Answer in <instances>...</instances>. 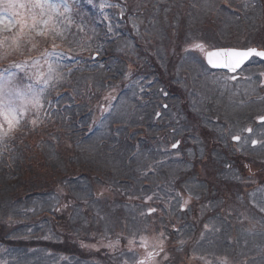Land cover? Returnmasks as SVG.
<instances>
[{"label": "trees", "instance_id": "16d2710c", "mask_svg": "<svg viewBox=\"0 0 264 264\" xmlns=\"http://www.w3.org/2000/svg\"><path fill=\"white\" fill-rule=\"evenodd\" d=\"M253 2L257 4L254 5ZM121 3L120 10L111 16L112 14L108 15L107 12L103 14V9H99L98 12L97 1L94 4L87 0H80L79 3L74 1L70 3L68 10L70 13L60 11L49 25L50 29L55 26L60 31V36L50 31L47 38H36L38 40L36 49L28 51L31 44L22 43L23 54L12 52L11 47H8V57L6 59L0 57V68H4L40 56L38 53L44 50L51 52L52 45L55 44L56 52L62 51L67 56L78 59L70 61L57 58L61 60L56 63V60L52 59L53 65H64L63 71H66L68 76L63 81L72 83L66 87L67 92L59 94L60 98L67 100L73 96L78 101L75 104L70 103L73 100L70 102L63 100V103H59L57 98L54 99L50 95L53 94V85L50 90L43 93L45 94L44 108L41 109L43 118L51 121L60 111H65L64 116L67 119L73 117L75 113H77L75 117H78L79 110L76 107L82 102L91 104L97 89L106 91L108 80L112 82L122 80L123 75L128 73L129 66L132 67L129 73L136 78L137 75L149 71L151 65L156 64L154 59L163 60L170 57L174 62L171 54L172 45L180 46L181 42L189 38L199 37L206 43H214L211 45L214 47H234L245 38L264 48V0H122ZM83 14L86 15L82 16ZM230 23L244 24L249 28L243 31L219 28L227 27ZM86 53L88 54L84 56ZM94 54H97V59L92 60ZM93 64H101V67L98 70ZM107 66L113 71L107 69ZM83 90H87L88 94L86 92L81 94ZM198 90L201 91L200 84L195 86V91L191 94L198 97ZM194 99L196 98L191 96L192 103H196ZM180 102L187 104L186 97L181 96L177 103ZM121 103L137 104L135 97L127 98ZM79 133L81 132L75 131L72 134V143L77 146L76 149L64 145L65 142L61 145L50 142L47 134L38 142H33L27 138V126L22 122L18 130L3 142L0 147V187L7 185L12 187L0 189L6 196L4 201L8 200L11 204L9 209L0 206V260L7 259V264L11 262L25 264L27 259L28 264H81L97 258L99 253L92 250L94 254L82 256L79 241H82L81 245L83 242H92L96 247L97 240L91 238L92 233H97V239H102L108 234L114 237L121 236L124 230L123 211L116 204L124 200V195L132 193L123 189L115 193L114 197H106L101 201L93 197L92 190L94 182L98 181H101V185L114 188L113 182L106 178L120 177L110 172L118 174L119 168H123L128 158L125 154L128 148L124 146L121 148L120 145L109 149L111 142H105L101 145L106 149V153L109 154V151L113 155L120 153L119 162L108 156L99 160H95V157L91 160L77 157V164L73 165V161L66 160V154L68 151L77 150V153L81 151L83 142L79 141L81 144H77ZM60 134L65 135L63 127ZM104 135L107 136V133ZM18 142H23V145H19ZM158 144L160 148L166 146L160 143L141 145L142 166L144 161L149 159L147 157L149 151ZM123 145L128 146L125 143ZM143 145H148V154L145 153ZM61 147H64L65 152ZM87 161H92L94 166L89 168L85 164ZM86 173L88 175L91 173L92 176H86ZM75 176L83 178V182L80 180L77 183L78 178ZM8 178H12L13 181L8 182ZM162 180L167 178L159 176L152 180L148 176L144 184L150 182L149 184L153 186ZM57 186L60 187L59 192L56 190ZM76 194L82 197L77 205L73 207L68 205V212L63 211L61 215L54 213L56 205L64 196L72 199ZM139 194L145 195L146 192L144 190ZM33 200L37 201L33 204ZM91 207L94 210L92 218L88 209ZM68 217L71 223L67 222ZM107 218L110 223H107ZM114 219L117 224L113 222ZM80 223L87 224L85 233ZM13 225L23 227L22 236L19 237L17 231L9 229ZM105 252L106 255L99 254L100 262L113 264L112 259H115L116 254Z\"/></svg>", "mask_w": 264, "mask_h": 264}, {"label": "flooded vegetation", "instance_id": "af4514ba", "mask_svg": "<svg viewBox=\"0 0 264 264\" xmlns=\"http://www.w3.org/2000/svg\"><path fill=\"white\" fill-rule=\"evenodd\" d=\"M195 43L172 45L171 54L176 63L171 72L162 69L161 74L141 75L148 80L144 84L148 89L142 92L143 97L150 95L152 98L146 102L151 103L130 108L138 109L135 117L142 116L138 122L146 132L150 131L151 141L167 146L166 153L160 154L166 159L164 161L182 160L198 151L201 166L199 170L186 169L183 183L172 184V176L175 178L178 171H183L177 169L169 175L168 184L129 186L134 192H150L146 199L150 204L142 210L137 207L141 202L133 203L122 236L113 238L109 235L104 240H130L132 236L142 235L151 222L153 225L149 230L166 241L167 248L162 247L161 252L163 245L152 246L149 250L142 245L140 250L144 255L141 259L153 252L149 264H195L186 258L188 249H174V239L178 238L179 231L183 232L182 239L187 241L185 246L198 244L204 253L202 256L210 253L226 259L227 264L230 260L237 264H264V123L231 122L226 120L227 111L219 105L191 103V96L197 98L192 91L197 83L203 84L207 75L222 76L224 81L230 78L222 71L207 69L203 59L209 48L203 44L205 51L202 52L192 47ZM258 60L252 57L250 64ZM190 65L202 69L196 71ZM181 96L186 97L187 104L174 103L179 102ZM261 96L264 97V92ZM246 128H252V133L245 132ZM236 134L242 137L239 143L232 140ZM252 139L260 143L253 147ZM177 142L178 146L173 148ZM131 172L141 180L140 170ZM135 199L139 201V196L135 195ZM185 201L188 202L186 205ZM149 209H155L151 214L158 216L140 217L144 213L151 215ZM140 230L142 232L137 233ZM110 249L111 244H108L107 250ZM134 251L138 249H132L131 254ZM216 264L222 263L216 261Z\"/></svg>", "mask_w": 264, "mask_h": 264}, {"label": "rangeland", "instance_id": "374dc122", "mask_svg": "<svg viewBox=\"0 0 264 264\" xmlns=\"http://www.w3.org/2000/svg\"><path fill=\"white\" fill-rule=\"evenodd\" d=\"M74 1L76 3H79L80 0H52L53 3L59 4V8L57 9L56 12L52 13V16L55 17L56 14H58L60 11L70 13L68 11L70 9V3H73ZM87 1L90 4L91 3L94 4L97 1L98 12H100L99 9H103V14L105 12H107L108 15L112 14L111 16L115 15L117 10L119 11L121 6H122V3H121L122 0H87ZM253 4L255 5L257 3L253 2ZM84 15H86V14H83L82 16H84ZM255 26H257V24H255ZM245 27H248V26L244 25V24L243 25H234V24L230 23V25H228L227 27H224V28L219 27V28L220 29L227 28V30H231V31L232 30H242L243 31V29ZM47 37L48 36H46L45 38H47ZM9 44L11 45V40H9L7 42V45H9ZM207 44L210 46L214 45V43H212V44L207 43ZM8 47L9 46H5L4 48H0V57H3L4 59H6L8 57V52H9V50L7 49ZM45 51L46 50H44L41 53H38V54H40V56L32 58V59H38L39 60L38 65H32L29 62L27 65H25V68L22 71L17 70V69H12V71L14 73H16V77L13 80V84L11 86L19 87L21 90H26V86L28 84H31L33 86V88L37 91L40 88H45V86L43 84V79H40V81L37 82L38 73H44L45 78L48 74V63L45 61V59L42 56V54ZM58 53H63V55L51 58L54 61L56 60L55 63L60 62V60L63 58H65V60H70V61L78 60V59H74L72 57L67 56V54H65L62 51H58ZM87 54L88 53H86L84 56H86ZM57 58H61V59H57ZM24 61H26V60H24ZM23 62H20V63H23ZM11 65H9L8 67L0 68V71H3L4 69L9 68ZM66 65H67V63H66ZM95 66L99 70V68L101 67V64H98ZM53 67L55 68V72L52 74L53 79L49 81L48 87H46L44 89V92H45V90H50V88L54 85V88L52 89L53 94H50L52 98H54V99L57 98L59 103H63V100L68 101V102L73 100V102H70V103L75 104L78 101V99L74 98L73 96L71 99L68 98L66 100L65 98H60L61 95H59L62 92L63 93L67 92L66 87L69 86L70 84H72V83H65L63 81L65 79V77L68 76V73L66 71H63L64 65H62V66L53 65ZM190 67L196 71L199 69L197 67V65L196 66L190 65ZM57 70H58V72H57ZM131 70H132V67L129 66L127 69L128 73L126 74L124 81L121 80L120 82L114 84L110 90L106 89V91L104 92V91H100L97 89L95 97L91 100L92 101L91 104H87V103H83V102L80 103L78 106L79 117L77 120H74V118H73V120L65 118V116H64L65 111H60V113H59L60 115L59 114L56 115V118L51 119V121H49V119L43 118V116L41 115V110L37 113L36 109L32 108L31 105H28L27 114L21 120V123L22 122L26 123V126H27V135L26 136H27V138L32 139L31 141H33V142H38L39 139L44 138L45 137L44 135L47 134V135H49V138H47V139H51L50 142H53L54 144L56 143V145L57 144L61 145L62 143L65 142L64 145L71 146L72 149L73 148L76 149L77 146L73 145V143H72V141H73L72 134H74V132L76 131V128L82 127L83 131H85V132H90L93 129L97 128L96 133H94L93 135H90L88 137L87 141L82 143V145H81L82 149L80 152L77 153V150L75 152H69L68 151V153L66 154V156H67L66 160L68 162L73 161V165H76L77 164V162H76L77 157H85L87 160H91L95 157L96 158L95 160H97V159L99 160V159H104L105 157L108 156V157H112L114 160L119 162L120 153L117 155H113L109 151V154H108V153H106V151L102 147H98V143L96 142L101 137V135L104 133V131H102L100 129V127L103 125V123L108 121L106 119L105 121H103V123H101L102 125L99 126V119H100V117L103 116V113H104V112L99 111V110L101 108H103V106L108 105L109 97L112 94L118 93V91L121 88L124 89L125 87H127V85H130V86L134 85L133 80H131L130 83H128V81H127V80H129L128 78L131 76V74L129 73ZM242 71L243 72L240 74L241 78L235 84H233L232 87H230L229 90H227V92L224 90V86H222L223 82L220 81L219 79H215V80H210L209 78L205 79L209 82L205 83V80H204L206 87H204L203 100L206 102H209V100H211L212 104L219 105L222 107V109L224 108L225 111H227L226 120H228V121L240 122V121H248L250 119V121L253 120V122H254L256 120V118L264 116V100L262 99V97H260V94H262V92H264V86L261 85V81H262V79H264V75H261L262 73H264V63H258V64L253 63L249 67H247L246 69H243ZM257 71H259V72L257 73ZM214 85H218L217 90H215V88L213 87ZM136 87H137V85H136ZM136 87H134V88H136ZM218 87L221 88L220 94H217L218 90H219ZM81 92H82L81 94H84L83 92H86L88 94L87 90H83ZM222 93H223V96H222ZM256 93H258V97L253 96ZM44 97H45V94H43L42 100L44 99ZM210 98L215 99V101L210 99ZM220 99H222L223 102L220 101ZM52 103H54V102H52ZM235 103L236 104H238V103L242 104V108H240L242 110V113L237 112L238 107ZM192 104H207V103H203V101L201 100V102H199V103H192ZM230 104H232V105H230ZM122 107H123L122 104H120L119 107L116 104L115 110L110 115L112 117V120H114L115 118H118L119 110ZM125 110H126V112H129V114H131V115L133 114V112H132V110H130V108L129 109L124 108L123 110H120V114L122 112H124ZM34 115H38V121H37L36 125H33L31 123L32 119L34 118ZM64 120L65 121L67 120V121L64 123L63 122ZM74 122L76 125H74ZM62 127H63V130L65 132L64 136L60 134ZM133 128H135V129H133ZM133 128H131L129 132L139 131V129L136 128L135 126ZM125 129H119V133L123 134V136H125V132H124ZM142 131H143V134L140 135L141 138H143L144 136L147 135V133L145 132L144 129H142ZM108 134H109V130L107 131V136H108ZM9 136L0 140V147L2 146L3 142L6 141L7 138H9ZM107 136H104L103 138L105 139ZM199 136L203 137V134H200ZM127 138H129V136H127ZM109 140L111 141V143L109 145V149L117 148L120 145H122V146H120L121 148L124 146L125 148H128L130 153H132L133 149L137 147V146L131 145L129 143H128L127 147H126V145H123L121 143H115L114 141L119 140V138H114V139L111 138ZM18 144L23 145V142H18ZM61 149L63 152H65L64 147H61ZM144 151L146 154L148 153V150L144 149ZM142 153H143V151L141 150L140 154L138 156L139 158H141ZM155 153H156V151L154 150V154ZM48 154H50V151H48ZM150 159H151V155H150ZM147 160H149V159H147ZM147 160L144 161V164ZM179 163H180V166H179ZM200 163H201V160L199 158V153H198V151H195L192 155H189L187 157V159L177 162L176 164L178 166L173 165L174 167H171V169H174V168H177L180 170L182 168L183 169L184 168L192 169V166L196 167ZM85 164L89 168H92L94 166L92 161H87ZM103 168L106 169L105 166ZM150 168H152V167H150ZM157 168L159 169V167H157ZM123 169H125V168H123ZM123 169L119 168L118 174L120 172H121L120 174H122V172L124 171ZM197 169H199V167ZM99 173H101V169H100ZM107 173H108V171H107ZM162 173H164V172L162 171ZM110 174L117 175V174H114V172H110ZM167 175H169V174H167ZM86 176H92V175H91V173H89V175H88V173H86ZM97 176H98V174H97ZM75 177L78 178L77 183H79L80 180H81V182H83V178H80L78 176H75ZM90 178L91 177H89L88 179L90 180ZM12 181H13L12 178L11 179L8 178V182H12ZM96 184H97V182H94V185H96ZM1 187L3 189H5V188H10L12 186L7 185V187L6 186L5 187L1 186ZM1 187H0V189H1ZM104 188H105V186H104ZM105 189H103L102 187H99V188H96V191L100 194H105L106 193ZM56 190H57V192H59L60 187L57 186ZM1 191H0V206L3 209L4 208L9 209L11 207V204L8 200L4 201V198L6 196H4V194H2ZM92 193H93V190H92ZM89 194H90V191H89ZM81 198L82 197L80 194H76V196H74V198H72V199H67L66 196H64V198L61 199L60 202L56 205V209L54 210V213L57 215H61L63 211L68 212V208H67L68 205L72 206V207L77 205L78 202L81 200ZM36 201L37 200H35L33 202V204ZM90 203H91V201H90ZM71 208H69V209H71ZM88 209H89V216H91V218H92V215H91L93 212L92 208L91 209L88 208ZM16 210H17V208H16ZM30 210H31V208L29 207L28 211H30ZM67 222L71 223V219L69 217L67 219ZM81 226L84 228V233H85L86 229H87V224L86 225L81 224ZM9 229L17 231V234L19 237L22 236L23 227H20V225H13ZM141 232H142V230L138 231L137 233H141ZM150 232H152V231H149L147 234L142 232V235L132 236L130 238V241H112V242H110L111 243V249L107 252L116 254L115 259H112L113 264H137L138 260L141 259L144 255V251L140 250L142 245H146L148 248V249L147 248L146 249L149 250L152 248V246H160L161 241H162V245H163L162 247L167 248L166 241L162 240L159 236L158 237L152 236ZM179 233L180 234L178 235L177 240L174 241V249H176V250L188 249L189 256H187L186 258H189L190 260L194 261L195 264H202V263H204V264H216V261L219 263H222V261L226 260V259H221L218 256H215L213 254L206 253V252H205L206 254L202 256V254H204V253L202 252V249H200L198 244H193L190 247H186L185 244L187 241L186 240L184 241L182 239L183 232L179 231ZM96 234L97 233H95V234L92 233L91 238L94 237V240H97V244H98L97 248L94 247V244L92 242H86V243L83 242L82 245H81L82 241L78 242L79 248L83 252L82 256L84 254H88V255L94 254L91 252L92 250H93V252L95 251V252L99 253L101 256L106 255L105 251H106V248H108V244L104 240L97 239ZM87 235H86V237H87ZM134 248L138 249V251L137 252L134 251L133 254H131L132 249H134ZM22 253L24 254V256H26L25 252L22 251ZM99 254H98L97 258H94L92 260H87V261L84 260L86 263H81V261H79V260H74V261L81 263V264H103L100 262L101 256ZM181 255H184V253H181ZM28 263H29V259L25 260V264H28ZM13 264H15V263H13ZM165 264H167V263H165ZM230 264H237V263L234 262L233 260H230Z\"/></svg>", "mask_w": 264, "mask_h": 264}, {"label": "snow or ice", "instance_id": "6c2138e0", "mask_svg": "<svg viewBox=\"0 0 264 264\" xmlns=\"http://www.w3.org/2000/svg\"><path fill=\"white\" fill-rule=\"evenodd\" d=\"M58 8L59 4L53 3L52 0H0V37H2L0 38V48H4L7 42L11 40V45L8 46L11 47L12 52L23 54L22 43L31 44V48L28 51H32L38 47L37 37H46L50 31H54L57 36H60L61 33L55 26L52 29L49 28V25L53 23L52 13L56 12ZM192 47L202 52L205 51V46L202 43H195ZM52 48L53 51H45L42 54L48 63L46 78L44 73H38L37 82L43 79L45 87L53 79L52 74L55 72L51 58L63 55V53L55 51V44L52 45ZM252 57L264 60V49L253 47L246 49L219 48L205 52V59L209 66L227 69L231 73L241 69L242 65ZM29 62L32 65L39 64L38 59H30V61L26 60L23 63H13L9 68L0 71V140L18 130L21 120L27 114L28 105L36 109L37 113L44 108L42 100L44 88H40L37 91L31 84L26 86V90L11 86L16 77V73L12 69L22 71ZM261 75H264V73ZM231 79L236 80L237 76L233 75ZM261 84L264 86V81ZM156 115L159 116L160 113H156ZM37 121L38 115H34L31 123L36 125ZM258 121L264 123V116L258 117ZM244 131L251 134L253 130L252 128H246ZM232 140L239 143L242 137L236 134L232 136ZM244 142L247 143L246 140ZM258 143L260 142L256 139L251 140L253 147ZM178 144L179 142L173 144L172 147L176 148ZM187 203V201L184 202L185 205ZM183 209L184 206L182 205L181 210ZM154 211L155 209H149V214ZM160 251H163L162 246ZM156 254L158 255L159 253ZM152 258L153 252H148L145 258L139 260L137 264H149ZM222 264H227V261H222Z\"/></svg>", "mask_w": 264, "mask_h": 264}, {"label": "water", "instance_id": "95a60500", "mask_svg": "<svg viewBox=\"0 0 264 264\" xmlns=\"http://www.w3.org/2000/svg\"><path fill=\"white\" fill-rule=\"evenodd\" d=\"M212 51V50H211ZM205 62H206V64H207V61H206V59H205ZM247 62V61H246ZM207 66L208 67H210V68H212L211 66H209L208 64H207ZM212 69H223V68H212ZM224 70H226L229 74H234V73H231V72H229L227 69H224ZM238 71V70H237ZM236 73V72H235Z\"/></svg>", "mask_w": 264, "mask_h": 264}]
</instances>
